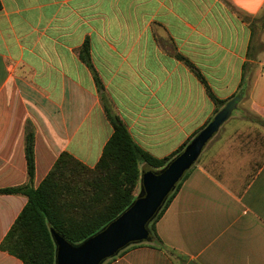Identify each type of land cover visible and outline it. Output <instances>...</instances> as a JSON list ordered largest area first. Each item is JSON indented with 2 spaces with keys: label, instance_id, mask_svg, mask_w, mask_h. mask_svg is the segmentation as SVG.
<instances>
[{
  "label": "crops",
  "instance_id": "1",
  "mask_svg": "<svg viewBox=\"0 0 264 264\" xmlns=\"http://www.w3.org/2000/svg\"><path fill=\"white\" fill-rule=\"evenodd\" d=\"M263 14L264 0H0V190L29 182L28 125L34 188L65 152L94 168L114 133L102 93L143 151L175 154L216 110L179 54L220 100L246 82L241 103L263 123L223 124L156 223L162 246L107 264H264V52L247 22ZM27 202L0 194V245ZM0 264L23 263L0 250Z\"/></svg>",
  "mask_w": 264,
  "mask_h": 264
},
{
  "label": "trees",
  "instance_id": "2",
  "mask_svg": "<svg viewBox=\"0 0 264 264\" xmlns=\"http://www.w3.org/2000/svg\"><path fill=\"white\" fill-rule=\"evenodd\" d=\"M261 20L264 27V14ZM80 57L93 72L99 91L103 92L102 82L91 62L88 42L82 47ZM176 57L183 61L204 85L215 104V116L230 101L244 93L246 82L241 84L239 92L232 98L228 100L216 98L197 68L181 55L176 54ZM101 97L107 118L114 127V133L94 168L86 166L65 152L59 156L40 186L34 188L35 133L30 125L27 126L25 155L29 182L19 187L0 190V194H20L28 199L26 206L0 245L1 251L17 257L23 264H55L56 247L50 233L51 227L75 244L83 242L100 231L135 200V193L140 183L141 165L146 164L154 170L163 169L199 133L171 157L154 158L135 143L122 120L113 114L103 93ZM250 121L263 123L259 118H253ZM193 168L150 224L152 242L159 246L162 244L156 232V223L162 218ZM136 246L138 245L125 249L117 257ZM170 254L175 255L173 252ZM117 257L105 264L116 260Z\"/></svg>",
  "mask_w": 264,
  "mask_h": 264
},
{
  "label": "water",
  "instance_id": "3",
  "mask_svg": "<svg viewBox=\"0 0 264 264\" xmlns=\"http://www.w3.org/2000/svg\"><path fill=\"white\" fill-rule=\"evenodd\" d=\"M242 98L240 94L230 101L163 169L143 167L140 191L133 203L100 231L75 244L51 227L56 247L55 264H105L131 246L152 242L150 224Z\"/></svg>",
  "mask_w": 264,
  "mask_h": 264
},
{
  "label": "rangeland",
  "instance_id": "4",
  "mask_svg": "<svg viewBox=\"0 0 264 264\" xmlns=\"http://www.w3.org/2000/svg\"><path fill=\"white\" fill-rule=\"evenodd\" d=\"M247 22L249 23V26L253 30L254 38H255V41L253 42V51L252 52L253 53L258 52V51L264 52V27L262 25L261 19L260 18H256V19L251 18V19L247 20ZM256 42H257V46H254L256 44ZM237 108L239 110V117L240 118H237V119L234 118L238 113L237 110H234L232 113V116H234V117L230 118L229 121L224 123V127L228 128L229 130L233 126H236V125L246 126L247 122H245L243 120L250 121L253 118H255V116L252 115L248 111L247 106L242 104L241 102L239 103Z\"/></svg>",
  "mask_w": 264,
  "mask_h": 264
}]
</instances>
